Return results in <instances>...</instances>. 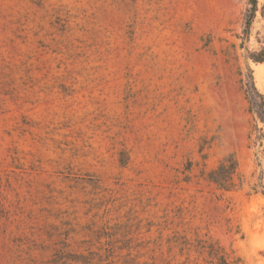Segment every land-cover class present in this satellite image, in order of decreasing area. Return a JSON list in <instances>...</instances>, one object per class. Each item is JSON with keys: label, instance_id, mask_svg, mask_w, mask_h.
Wrapping results in <instances>:
<instances>
[{"label": "rangeland", "instance_id": "1", "mask_svg": "<svg viewBox=\"0 0 264 264\" xmlns=\"http://www.w3.org/2000/svg\"><path fill=\"white\" fill-rule=\"evenodd\" d=\"M248 6L0 0V264H264Z\"/></svg>", "mask_w": 264, "mask_h": 264}, {"label": "trees", "instance_id": "2", "mask_svg": "<svg viewBox=\"0 0 264 264\" xmlns=\"http://www.w3.org/2000/svg\"><path fill=\"white\" fill-rule=\"evenodd\" d=\"M248 9L246 11L244 26L242 30L243 38L247 39L250 32L251 23L257 11V0H248ZM248 57L256 63L264 62V46L256 51H249ZM245 87V96L250 105L251 111L256 118L264 125V97L255 86V82L251 73L248 74ZM235 172V161L231 158H224L216 169L209 173L211 181L216 183L218 187L226 189L229 180ZM222 250V248H219ZM209 253L214 256L221 264H234L238 258H231L227 253H221L217 249L211 248Z\"/></svg>", "mask_w": 264, "mask_h": 264}]
</instances>
